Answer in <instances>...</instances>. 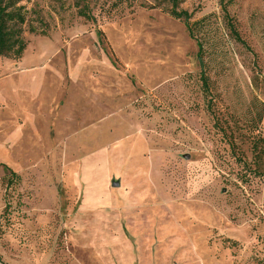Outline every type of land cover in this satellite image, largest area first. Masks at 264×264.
<instances>
[{
	"label": "rangeland",
	"instance_id": "obj_1",
	"mask_svg": "<svg viewBox=\"0 0 264 264\" xmlns=\"http://www.w3.org/2000/svg\"><path fill=\"white\" fill-rule=\"evenodd\" d=\"M223 3L242 41L221 0H181L192 35L166 0H19L0 264H264V0Z\"/></svg>",
	"mask_w": 264,
	"mask_h": 264
},
{
	"label": "trees",
	"instance_id": "obj_2",
	"mask_svg": "<svg viewBox=\"0 0 264 264\" xmlns=\"http://www.w3.org/2000/svg\"><path fill=\"white\" fill-rule=\"evenodd\" d=\"M170 3V8L168 9V13L177 19L183 20L186 28L189 33L192 35L190 17L191 13L187 10L179 9V4L181 0H166ZM19 0H0V57H14L20 58L24 49L27 46V41L24 38V26L26 23L25 14L23 12V6L18 5ZM221 4L223 10H225V16H227V25L230 29L231 34L235 39L241 40L238 32L235 29V26L228 15L226 13L225 5L223 0H221ZM78 13L80 16L85 17L86 19L93 20V16L84 8H79ZM28 31L31 33H35L36 28L34 26H30ZM242 41V40H241ZM197 57L201 66L200 77L202 80V85L205 88L207 86V78L204 74L203 61H202V44L197 41ZM4 165V164H2ZM4 168L8 170L10 178L7 179V184H11L18 178V175L9 169L8 167ZM6 264V263H2Z\"/></svg>",
	"mask_w": 264,
	"mask_h": 264
},
{
	"label": "water",
	"instance_id": "obj_3",
	"mask_svg": "<svg viewBox=\"0 0 264 264\" xmlns=\"http://www.w3.org/2000/svg\"><path fill=\"white\" fill-rule=\"evenodd\" d=\"M111 184H112V186H119V181L118 180H112Z\"/></svg>",
	"mask_w": 264,
	"mask_h": 264
}]
</instances>
